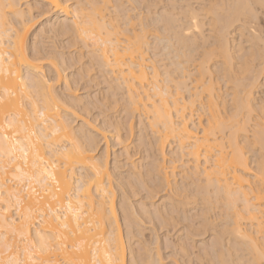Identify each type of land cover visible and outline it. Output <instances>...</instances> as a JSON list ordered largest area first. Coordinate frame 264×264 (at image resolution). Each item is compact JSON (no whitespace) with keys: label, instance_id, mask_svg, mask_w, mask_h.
<instances>
[{"label":"bare ground","instance_id":"obj_1","mask_svg":"<svg viewBox=\"0 0 264 264\" xmlns=\"http://www.w3.org/2000/svg\"><path fill=\"white\" fill-rule=\"evenodd\" d=\"M44 1L49 4L52 12L57 11L62 17H70V15L73 14L71 16L72 21H66V23L63 21V18H61V15L56 17L57 22L55 21V27H57V31L65 33L73 29L78 33L77 36H79V39L81 38V40L86 43L85 47L86 45L88 46L87 41H89L91 50L93 49L91 52H94L101 61L99 63H102L101 65L105 67L103 69H106L107 73L109 71V73L113 75L117 82L116 84L120 86L119 89H125L124 93H126L125 96L127 97L126 103L128 102L127 108H129V110L132 109V112L137 111L141 113L139 116L148 114L150 120L148 123L152 128V133L155 135V143L152 146L155 145L156 148L154 149L159 152L161 159H166L165 146L173 142L176 145L175 147H177L175 159L183 161L184 165L186 163L189 164L191 176L194 174L196 178L201 177V179H203L201 180L203 185H197L200 182H198V179L195 180V178H193L195 182L191 180L194 184L190 185L192 187L194 185V190L197 191L191 192L188 189V192L191 193L185 194L184 192L187 190L183 192L182 189L187 187L186 183V187H184V183L182 182L183 185L180 186H183V188L181 187L180 190L182 191L179 192L178 187L180 186H177L178 184H176V182V185L174 184L175 180L171 181V179H169V173L174 174L173 169L175 165H173V163L175 161L169 163L172 165L166 167L161 166L162 173H158L163 175H161V180L168 185V188L171 182H173L170 186V191L172 192L171 196L174 195L173 198L179 196L180 200L182 199L180 202L183 201L185 206H189V200L192 199L193 202L195 200L194 204H196V199L194 198L198 196L199 200L197 201H200L199 205H207L203 209L208 210V203H210L209 198H211L210 195H221L220 197L213 196V198L222 197V200H224L221 205L224 206L225 210L220 212H224L223 215L225 214L226 220L222 222H224L226 226L223 223L225 227L221 228L217 225L219 229L217 227H215V229L217 228V231H220V229L224 228V233H229V237L223 235L224 239L226 238L225 241L230 238V240L234 239L238 241L237 243L248 244L250 249L245 247L250 250L247 251L252 253V259L255 260L250 259V262L252 260V262H256L255 264H262V261H264V153L261 149L256 147V142H262L264 144V130L263 127L260 129L261 126H264V90L260 87L259 91L252 92V85L255 82H248L241 90L243 95L236 96V93L233 94L232 100L235 112L225 114L219 107L220 101L218 100L217 91H220V88L216 91L215 81L221 79L223 76L222 78H225V81L234 82L241 79L243 76L242 74L249 68L247 63L253 59H250V57L254 55L253 49L251 48L252 52H248L247 55L244 53L246 55L245 57H242L240 54L242 48L246 49L244 46H241L242 42H239L243 37V31H241V29H244L245 32V28L236 27L234 24V31L237 34L235 32L232 33L237 35V37H231V40L227 38L226 35L228 33L226 34V31H228V26L233 25L231 21L243 18L241 17L242 15L244 17H249L244 14L247 12V14H249L250 11L253 12L255 8L254 5H258V7L264 11V0H229L230 4L228 0L223 1H227L226 4L228 3L229 6H225L228 8V12L225 8L227 18L225 17L226 19L222 20V15L220 17L222 23V29L218 38V47L220 50L219 53L216 54L222 56L223 59V56L230 55V60L227 59L228 57H226V60L231 62V59H233L235 61L231 63L225 61L228 63L226 66L223 59L222 61L220 60L221 62L215 61L210 65H200L197 69V78L193 79L191 86H186V83L182 86L183 84L181 83H183V81L176 83L178 88L183 87L182 89L187 92L188 95L186 97L178 92L177 87H175V93L169 90L168 84H166L169 78L160 79V75L153 65V62L145 56L146 39L144 40L143 38L146 35V28L143 29L144 27L142 26V28H139L141 29L140 31L134 29L131 31L127 30L124 39L122 41L119 40L117 37L119 33L117 26L110 23L112 20L110 16H106V13H108L107 6L109 0H92L90 1L91 4H89L90 8L86 6H77L78 9H75L76 12L73 10L71 12L67 0ZM211 1L214 0H209L210 4ZM217 1L218 0H216V2ZM17 3V0H0V202H2V205H0V229L7 232V229L9 230V228L12 227L15 236L17 235L20 239L23 237L24 240H22L25 242L20 246L22 247L21 258V256H17L19 255L16 251L17 248L11 247V243L8 241L7 236L5 237V233L0 230V264H56L59 258L65 261V263L67 262V264H125L126 251L124 248L125 244L122 240L123 236L120 234L119 226L115 219L114 208L112 206L113 202H108L107 200L110 199V197H107L109 190H107V183L105 180L108 174L106 160L95 158L92 154V150L94 149L87 151L88 149L81 146L79 135L76 136V132L74 131L75 128L73 129L70 123L67 122L68 119H65V114L62 115L55 105L57 104L55 100L58 96L50 90L51 87H49V83L44 77L45 74L42 75L43 67L39 65L40 63L34 62L31 56L29 57L26 52L25 35L30 27L28 24L26 25V22H24L25 20L22 19V10L16 9ZM217 3L213 4L215 5ZM211 5H209V7ZM220 5L221 4H219V6ZM222 5V12L225 14ZM206 6L207 5H205V11L203 10L202 12H204L203 14L205 15H209L212 6L209 9ZM221 7L218 10H220ZM191 8L185 13L189 17L187 18L189 19L188 27L182 26L183 28L180 29L182 32L184 31V34H188L189 28L190 31L198 32L201 29V24L204 23L203 20H201L203 14L199 16V12L197 13L195 10L196 8ZM218 10H216V12ZM7 12L14 14V16L20 20L19 23L21 25L4 27ZM180 13L183 14L182 12ZM211 13H213V11ZM250 14L252 13L250 12ZM186 15H184V17ZM212 15L213 14H211V16ZM254 16L250 15V17ZM244 19L246 20V18ZM209 22L213 23V20ZM215 24L214 22L213 25ZM50 27L52 28L53 25ZM178 28L177 30H179ZM212 28L213 26L211 30ZM182 32L181 35L183 34ZM245 34H243L245 37L252 35L248 34V36H246L247 34ZM181 35L177 38L182 40ZM235 35L232 34V36ZM240 36L241 38L238 39ZM245 37L243 39L249 40L248 42L250 43L251 40L253 41L254 36L251 40ZM254 38L257 37L255 36ZM186 39L188 42V38ZM191 39L194 40L195 38L193 39L191 37ZM256 41L258 42L257 39ZM256 41H253L254 43H252V45L255 44ZM244 42L247 41L245 40ZM183 43H179L182 45L181 48H184ZM214 43L215 42H213V44ZM256 44L253 47L254 49L256 46L258 47V44ZM260 48L261 45L259 49ZM186 54L185 56L190 57V55ZM261 56H258L259 59L262 58ZM247 57L249 60L246 59ZM179 65L178 63L177 66ZM149 67H151L150 72H148V70H150L148 69ZM179 69H182V67H179ZM181 73L183 74V70ZM183 76L185 77L187 75L184 74ZM114 79L113 81L115 82ZM262 80V84L259 82L261 86L264 84V79ZM178 84L182 87H179ZM118 85H116V87ZM180 90L181 89H179V91ZM148 91L150 93H148ZM177 94L181 96H177ZM196 102L206 111L205 118L198 116L196 120L194 119V106ZM245 109L247 113L244 112ZM250 113H252L250 116V120L252 121L250 124V131H252L251 136H254V139L239 131L243 128L242 125L245 120L236 119L237 116H249ZM226 119L230 121L227 123ZM227 126L229 128L238 126V130L235 131L233 138L231 137L229 144L226 145L223 142L224 136L220 135V132ZM260 130L262 131L260 132ZM62 137L67 139L68 146L60 145L56 148L57 145L54 146L55 143H53V141ZM77 138L79 139L77 140ZM90 142H92V138ZM92 143L94 146V141ZM89 145L92 144L90 143ZM228 147L229 149H227ZM247 150H252L254 153L250 155ZM141 159H143V157ZM138 161H140V159ZM154 165L157 164L155 163ZM75 166H78V168L83 167V169L86 167L87 171H85L87 173H84V176L86 175L87 178L83 175H79V177L76 176L77 178L74 179L75 171L73 168H75ZM137 167L140 168V165L138 164ZM155 167L156 166H154V168ZM133 169L136 168L134 167ZM148 170L149 169H147V171ZM135 171L137 172V170ZM150 171L151 169L149 172ZM156 171L160 172L159 170ZM184 174L186 175L185 172ZM7 176L18 180H24L27 183L23 185L21 189L13 187L9 183V185L7 184V179H9ZM142 176H144L143 173ZM83 177L87 179L86 182H84ZM161 183H159V185ZM163 185L162 187H164ZM130 189H132L131 186ZM151 193L153 192H150L149 195ZM95 196L99 199H95ZM105 197L107 199H105ZM168 199L166 200L168 201ZM10 201H14L13 203H15L14 205L16 208H21V221H19V224L17 221L15 224L12 215H8L6 212L7 209L9 210ZM175 202L177 203L173 202V204H171L177 207L179 201L177 200ZM178 206H181V204ZM210 206H213V204ZM210 206L209 209L212 210L214 207L212 208ZM177 208H179V210L180 208L183 209L182 207ZM193 208L194 207L191 209ZM160 210L164 211V209ZM34 212H38L41 222L36 220L39 218L36 216L37 214L33 218ZM206 212L207 211L202 213L206 216L208 214H206ZM220 212H217L219 217H221ZM168 213V216H170V212ZM127 215L126 217H128ZM129 215L131 218L132 214ZM222 217L221 219H223ZM204 218L206 219V217ZM33 219L36 220L37 226H34L35 221L33 222ZM168 219L172 218L168 217ZM168 219H166V221ZM205 219H203V222ZM226 230L228 231L225 232ZM218 233L223 234L221 231ZM221 236L219 237L222 238ZM219 239L218 241H220ZM236 241L235 245L239 247L240 244L237 246ZM220 242L222 243L224 240ZM182 245L183 243L181 246ZM226 245L228 246L229 242H227ZM235 245H229L230 248L225 247V250L229 249L228 251H230V249H232V251H234L233 247L236 248ZM10 248L14 249L13 251H16V254L13 255L14 252H12V249L9 250ZM182 248L184 251V245L180 247V249ZM246 248H242L244 253H246L244 251ZM202 250L204 251V249ZM239 250L241 251V248ZM7 251L9 253L6 255L5 253ZM221 251L222 249L219 252L222 253ZM208 253V256H210L211 253L209 251ZM237 253H230L232 256L234 255V263L239 262L241 258L240 256H236ZM250 253L248 254L249 256ZM205 254L207 253L205 252ZM240 254L238 253V255ZM223 255H220V257L225 259L226 257L223 258ZM234 257H237L239 261L237 259L234 260ZM217 259L216 253V262L218 261ZM243 260L244 259L240 262H243ZM219 261L220 262H217V264L229 263V261L227 262L226 260V263L225 260L223 261L221 258ZM240 262L237 264H240Z\"/></svg>","mask_w":264,"mask_h":264},{"label":"rangeland","instance_id":"obj_2","mask_svg":"<svg viewBox=\"0 0 264 264\" xmlns=\"http://www.w3.org/2000/svg\"><path fill=\"white\" fill-rule=\"evenodd\" d=\"M90 1L92 0H78V2L77 0L76 1L67 0V4L70 5L69 9H71V12L72 10L76 12L75 9L77 8V6L78 7L86 6L87 8H90L89 5L91 4ZM223 1L224 0H218L217 3L216 0H214L211 1L212 4L211 5L209 3V0H109V3L107 2L108 13H106V16L108 17L110 16V19H112L110 23H113L115 24V26H117V29L119 31L117 37L121 41L124 39L127 30L131 31L132 29H134L140 31L141 29L139 28L140 27L142 28V26L144 27L143 29L146 28L147 30L145 31L146 35L144 34L145 36L143 38L144 40L146 39L144 54L149 60H151V62H153V65L156 67V70L160 75V76L158 75L160 79L162 78L166 79V77L169 78L168 79L169 81L167 80L168 82L166 84H168L169 90H172V92L175 93L176 90L175 87H177L176 83L177 82L179 83V81H183V83H181L183 84L182 86L185 85L184 83H186V86L192 85L193 79L197 78V73H198L197 69L199 68L200 65L203 64L210 65L213 64L215 61L216 62L222 61L223 59L222 56L216 54L219 53L220 50V48L218 47L219 45L218 38H219V33L221 32L222 29L221 18H223L222 20L227 18L225 8L227 9L228 12L227 7L229 6L228 3L230 2L228 0V3L226 4L227 1L225 2ZM17 2L18 3L16 9L22 10L23 12L22 19H24L26 25L28 24V26L30 27L25 35L26 52L29 57L31 56V59L34 60V62L38 64L40 63L39 65L43 67L42 75L45 74L44 77L48 81L49 87H51L50 90L56 96H58L57 99L55 100L57 102V104L55 105L57 106L58 110H60L59 112H61L62 115L65 114L64 115V117L66 116L65 119L66 120L68 119L67 122L70 123L73 129L75 128L74 131L76 132V136L79 135L78 137L80 139L77 138V140L79 139L80 144H82L81 146L85 149H88L87 151H89L90 149L91 150L94 149L92 150V154L95 156V158L106 160L108 174L105 180L107 183V190H109L108 192L109 194L107 195V197L109 196L110 199H107L106 197L105 199H107L108 202L110 201L113 202L112 206L114 208V213L116 217L115 219L117 220V225L119 226V231L120 234L123 236L121 237L123 238L122 240L123 243L125 244V245L123 244L126 251L125 264H135V263L137 264H153V263L154 264H215L216 263L217 264V262H220L219 261L220 258L223 261L225 260V262L226 260L227 262L229 261L228 264H232V263L237 264L240 261H242V259L244 260L243 262H240V264L241 263L255 264L256 263V262L254 263L255 260L252 259L253 257L252 253L248 252L250 251L248 244L245 245L246 243L245 244L237 243L238 241L234 239L230 240V238L225 241L226 238L224 239V236L225 235L228 236L229 233L227 234L224 233L223 231L224 228L220 229V231L223 232V234L218 233L220 232L219 230L217 231V228L219 229V227L222 228L226 226L225 223L222 222L223 220L224 221L226 220L225 214L223 215L224 212L222 213L220 212L225 210L224 206L221 205L224 202V200H222L223 199L222 197L216 198V197H220L221 195L220 196L216 194H213L212 196L210 195L211 198H209L210 203H208V210L203 209L207 205L205 206L199 205L200 201H197L199 200L198 196L194 198L196 199L197 205L194 204L195 200L193 202L192 199L189 200V203L191 204V205L189 204V206L188 205L185 206V204H183V201L180 202L182 199L180 200L179 196H175L176 198L174 197L176 200L173 198L174 195L171 196L172 192L170 191V186L172 185L173 182H171V185H169L168 188V185H166L164 181L161 180L163 175L158 174V173H162L161 166L166 167L172 165L169 163L171 161H172L171 163L175 161L173 163V165H175L173 169L174 174L169 173V179H171V181L175 180L174 184L176 182V184H178L177 186L183 185L184 183L183 186L186 187L185 186L186 183L187 189L186 188L182 189L183 192L187 190L186 192H184L185 194L189 193L188 189L191 192L197 191L194 190V185L193 187L191 186L192 184H194L191 182V180L195 182V180L198 179V182L200 183L197 185H203V183L201 182V180L203 179H201V177L199 176H198L199 178H196V175L194 174H192L193 176L192 177L190 173L191 171H189L191 170L189 164L186 163L184 165L183 161H178V159H175V154H177L176 151L177 147H175L176 145L173 142L165 146L166 161L161 159L159 152L155 151L154 149L156 148L155 145L152 146L155 143L154 141L155 135L152 133V128L148 123L150 121L148 118V114L147 115L142 114L141 116H139L141 113H138L137 111L132 112V109L129 110V108H127L128 102L126 103L127 97L125 96L126 93H124L125 89L120 88L121 89L120 90L119 89L120 86L116 84L117 82L114 79L113 75L109 73V71L108 74L106 69L105 70L103 69L105 67L101 65L102 63H99L101 61L98 59V57L94 52H91L93 51V49L91 50L89 41H87L88 46L86 45L85 47L86 43H84L81 40V38L79 39V36H77L78 33L75 32L73 29L71 30L72 32L74 31L73 33L71 31L65 32L68 34L62 32L61 34L60 32H58L57 27H55L56 26L55 21L57 22L56 17L61 14L57 11L52 12L49 4L46 1L17 0ZM213 3H217V4L214 5ZM219 4H221L224 7L223 10H225L224 12L225 14H223L222 7L221 5L219 6ZM205 5H207L206 7L208 9L212 6L210 9V13L213 11V13H211L213 14L212 16L210 13L209 15L203 14L204 12L202 11L203 10L205 11L206 9ZM209 5L211 6L209 7ZM254 6L255 8L253 10L255 11L256 9L255 13L254 11L253 12L250 11L252 14H250V12L249 14H247L248 12L244 14L249 17H244L242 15L241 17L243 18H240L242 20L235 19L234 21L236 22L231 21L233 22L232 23L233 25L231 26L229 24L230 26H228L227 29L228 31H226V34L228 33L226 36L228 39L230 38L229 40L232 39L231 37L233 38L237 37V35L232 33L235 32L234 31L235 25L236 27L237 26L242 28L244 27L245 32L244 29H241V31H243L242 32L243 34L246 33L247 34V35L245 34L246 36H248V34H252L250 35L251 37L250 36L245 37L242 34L243 41L242 40L241 41L238 40V41L242 42L241 46H244L246 48V49L242 48L240 51L242 57H245L248 54V52L250 51L252 52L251 48L253 49L254 55L252 56L254 57L251 56L250 59L252 58L253 59L250 60L249 62L247 61L249 63V64L247 63V65H249L248 66L249 68H247L246 72L242 74L243 76L241 79L236 80L234 82L225 81L226 79L222 78L223 77L222 76L221 79L215 81L216 91L220 88V91L219 90L217 91L218 100L220 101L219 107L223 110V113L225 114H230L235 112V109L233 108L234 104L232 100L233 94L236 93V96L243 95V92L241 90L248 82H253V83L255 82L254 83L255 86L254 84L252 85V88L254 90L253 91L251 89L252 92L259 91L260 87L261 89L264 90V84L261 86L263 82L262 79H264L263 78L264 77V56H263L264 11L263 9L259 8L258 5H254ZM220 7L221 9L218 10ZM190 8L191 9L196 8L195 10L197 13L199 12L198 13L199 16H202L203 14L201 20H203L204 23L201 24L202 25L200 29L201 31L200 30L198 32L192 30L190 31L189 28L188 34H184V31L182 32L180 29H182L185 26L188 27L189 25L188 22L189 19H187L189 17L185 13ZM216 10H218L217 11L218 14ZM11 12H7L4 27H8L11 25L17 26L20 24L19 23L20 20L17 17H15L14 14H12ZM180 12H182L186 16L184 17V15L181 14ZM72 15L73 14H71L70 17H65V16L62 17L61 15V18H63V21L65 23L66 21L71 22ZM250 15L254 17H250ZM112 16L114 17V19ZM210 16L211 18L215 16L214 18L217 19L216 22V19L210 18L211 20H213V23L214 22L216 23L215 25H213L212 22H209L211 21L209 19ZM244 18H246V20ZM243 19H244V23H243ZM52 25L53 27L51 28L50 26ZM172 25L174 28L172 27ZM212 26L213 28L211 30ZM229 27L231 28V31ZM177 28L180 31L177 30ZM177 31H179L180 33ZM181 32L183 33L182 35ZM231 33L235 36H232ZM179 35H181L182 40L177 38ZM253 36L254 37L256 36L257 38H254ZM191 37L195 39L192 40ZM244 37L248 39L250 38V40L253 37L254 42L257 39L258 40V42L256 41V43L258 44V47L256 46L257 49L253 48L256 43L252 45V43L254 42L251 40L250 41L251 45H250V43L248 42L249 40L243 39ZM186 38H188V42ZM240 38L241 36L238 37V39ZM245 40L247 42H244ZM183 41L184 43L186 41L187 43V44L185 43L186 46L184 45ZM181 42L183 43L184 48H181L182 45L179 44ZM213 42L215 43L213 44ZM146 43L148 44V46ZM178 44L180 47L178 46ZM260 45L261 48L259 49ZM189 49L192 51H190ZM244 53H246V55ZM185 54L190 55V57L185 56ZM258 56L259 57L261 56L262 58L259 59ZM223 57H224L223 62L225 63V66L228 65V63L235 61L233 59H231L232 60L231 62L226 60V57H228L227 59L230 60L229 58L230 55ZM246 59L249 60L248 57ZM225 61H227L228 63ZM178 63L180 64L179 66H177ZM179 67L180 68L182 67V69H179ZM148 69H150L148 70V72H150L151 67H149ZM182 70H183V74L181 73ZM184 74L187 76L184 77L183 76ZM112 78L115 80V82L113 81ZM259 82H261V84ZM116 85L118 86L116 87ZM182 88L177 87L178 92L182 93V95L186 97L188 94ZM179 89L181 90L179 91ZM148 93L150 92L148 91ZM177 96H181V95L177 94ZM194 109H195L194 112L195 120L197 119L198 116H200L201 118L206 117V111H204V108L199 106L198 102H196ZM244 112L247 113V110L245 109ZM251 114L252 113H250L249 116L244 115V117L243 115H240L237 116L236 118L237 120L238 119L245 120V122L242 125L243 128L239 131L241 133H245L250 137H252L251 136L252 131H250L251 130L250 124L252 123V121L250 120ZM226 120L227 123L228 121H230L228 119ZM262 127L264 130V126H261L260 129H262ZM237 130H238V126L235 128L234 127L229 128L227 126L222 129L220 135L224 136L223 142L226 145L229 144L231 137L233 138V134ZM261 131L262 130H260V132ZM91 138H92V142L94 141V146L93 143L90 142ZM252 139H254V136L252 137ZM66 140L67 139L63 137L57 138L56 141L54 140L55 142L53 141V143H55L54 146L57 145L56 148H58L60 145L68 146L67 144L68 142ZM89 142L92 145H89L90 144ZM256 147L261 149V151L264 153V144L262 142H256ZM227 149H229V147ZM247 151L250 153V155L254 153L252 150H247ZM142 157L143 159H141ZM139 159L140 161H138ZM155 163L157 165H154ZM138 164L140 165V168L137 167ZM158 165L160 166V168ZM154 166H156L155 167L156 169L154 168ZM134 167L136 169H133ZM79 168L78 166H75V168H73V170L75 171L74 179L79 177V175L84 176V173L85 174L87 173L86 167H85L86 169L85 168L83 169V167H79ZM147 169L149 170L151 169V171L149 172V170L147 171ZM135 170H137V172ZM138 170L140 173L138 172ZM156 170H159L160 172ZM184 172L186 173L187 176L184 174ZM142 173L144 176H142ZM8 176L7 178H9L10 180L7 179V184L9 183L13 187H17L21 189L23 185L27 183L24 180H18ZM84 177L87 178L86 175ZM84 177H83L84 182H86L87 179H85ZM193 178H195V180H193ZM160 180L161 182L162 181L163 182L161 183ZM158 182L161 183L160 184L161 186L159 185ZM162 185L164 187H162ZM130 186L132 189H130ZM183 186L178 187L179 192L182 191L180 189L181 187L183 188ZM150 192L153 193L149 195ZM213 196L216 197L213 198ZM167 197L170 200L172 197L171 200L172 202ZM96 198L97 196H95V199ZM98 199L99 198H97V200ZM166 199H168V201ZM177 200L179 201L178 203L181 204V206H178L179 204H177V207H182L183 209L180 208L179 210V208L172 205L173 202L177 203L175 202ZM13 202L10 201L9 210L7 209L6 212L8 215H12L14 219V223L17 221L19 224V221H21L20 218L21 208L20 209L16 208V206L14 205L15 203ZM209 204L210 205L213 204V206H210ZM0 205H2V202H0ZM209 206L214 208L213 209L211 208L212 210H210ZM192 207L194 208L191 209ZM160 209H164V211ZM204 210L207 211L206 214L208 213L206 216L204 215V213H202L205 212ZM168 212H170V216L172 217L168 216L169 215ZM217 212H220L223 215L222 217V215L220 214V216L223 219H221V217L217 215ZM125 214L126 215L128 214L127 215L128 217H126ZM129 214H132L131 218L129 217L130 216ZM202 214L204 215V217H206V219L203 217ZM35 215L38 216V212H34L33 218ZM167 216L172 219H168ZM166 219H168L169 221L168 220L166 221ZM203 219H205L204 221L205 223L203 222ZM36 220L41 222L40 217ZM36 220L33 219V222L35 221L34 226L38 225L36 224L37 223ZM223 223L225 226H223ZM113 227L115 228L114 224ZM215 227L217 228L215 229ZM10 228L9 230L7 229V232L9 231L8 233L3 229L0 230L1 232L5 233V234L3 233L5 237L7 236L8 241L11 243V247L13 246V248L18 249V250L16 249L17 254H19L17 256H21L22 247L20 246H22L24 244L23 242L25 241H23L24 240L23 237H21V239L17 235L16 237L13 228L12 227ZM227 231L228 230H226L225 232ZM219 236H221L222 238H220ZM216 238L218 239L220 238L219 240L220 241L224 240V242L221 243ZM235 241L237 243V246H239L238 244H240L241 247L240 246L236 247ZM225 242L226 243L229 242V245L231 246L235 245L236 248L233 247L234 251H232V249H230V251H228L229 249L225 250V247L230 248V246L229 245L227 246ZM14 243L16 244V246ZM182 243L184 245V251L183 248L180 249V247H183V245L181 246ZM245 246L248 247L249 249H247ZM240 248L241 251L239 250ZM242 248L244 249L246 248V250H244L246 253L242 251L243 250ZM11 249L12 248H10L9 250ZM202 249H204V251ZM221 249H222L221 251L222 253L219 252ZM13 250L14 249H12L14 255L16 254L15 253L16 251ZM8 251L5 253L6 255L10 252ZM208 251L211 253L210 254L211 257L208 256L209 254ZM237 251L239 254L240 253L241 254L238 255ZM205 252L207 254H205ZM214 252L217 253V257H218L217 262H216V253ZM235 252L237 253L236 255L237 257L238 256L241 257V258L239 257L240 261L239 259H237V257L236 258L234 257V260L237 259L239 261L237 263H234L233 261L234 255L232 256V254H234ZM249 253L251 257L248 255ZM220 255L221 256L223 255V258L224 257L226 258L222 259ZM250 259L254 261L252 262L251 260L252 262L251 263ZM62 261L63 260L59 258V261L56 264H61V263L67 264V262L65 263V261L63 262Z\"/></svg>","mask_w":264,"mask_h":264},{"label":"snow or ice","instance_id":"obj_3","mask_svg":"<svg viewBox=\"0 0 264 264\" xmlns=\"http://www.w3.org/2000/svg\"><path fill=\"white\" fill-rule=\"evenodd\" d=\"M262 264H264V261H262Z\"/></svg>","mask_w":264,"mask_h":264}]
</instances>
